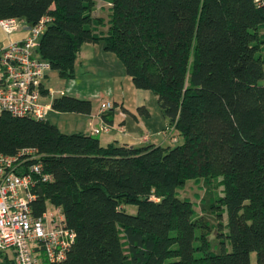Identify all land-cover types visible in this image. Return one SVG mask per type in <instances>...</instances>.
<instances>
[{
    "label": "trees",
    "instance_id": "trees-1",
    "mask_svg": "<svg viewBox=\"0 0 264 264\" xmlns=\"http://www.w3.org/2000/svg\"><path fill=\"white\" fill-rule=\"evenodd\" d=\"M103 1L108 30L97 0H0V18L52 16L38 52L62 77L84 43L103 42L184 142L103 145L47 118L0 114V153L36 148L53 178L32 189L33 215L58 208L76 233L64 261L42 264H252L253 253L264 264V0ZM53 109L90 114L93 104L63 94ZM190 180L207 185L202 212L217 225L179 197ZM0 264H16L13 250L0 249Z\"/></svg>",
    "mask_w": 264,
    "mask_h": 264
},
{
    "label": "built area",
    "instance_id": "built-area-1",
    "mask_svg": "<svg viewBox=\"0 0 264 264\" xmlns=\"http://www.w3.org/2000/svg\"><path fill=\"white\" fill-rule=\"evenodd\" d=\"M52 20L46 14L29 25L15 17L0 18V27L7 34L24 25L29 30L25 38L0 48V114L46 119L53 110L54 100L65 94L47 86L52 63L38 52L40 39ZM114 107L111 101H102L98 114L102 116ZM120 114L126 116L124 110ZM112 128V123L104 121L92 129V134ZM176 130L174 124H168L164 133L177 140ZM149 138V132L142 136L143 141ZM43 171L44 164L36 148H23L14 155L0 153V249L13 250L16 264H42L44 260L60 263L76 239L60 209H47L40 217L33 215L32 205L37 197L32 189L40 181L53 179Z\"/></svg>",
    "mask_w": 264,
    "mask_h": 264
},
{
    "label": "rangeland",
    "instance_id": "rangeland-1",
    "mask_svg": "<svg viewBox=\"0 0 264 264\" xmlns=\"http://www.w3.org/2000/svg\"><path fill=\"white\" fill-rule=\"evenodd\" d=\"M111 14H112V7L106 1L97 0V6L94 15L96 17H102L103 21L99 25L101 26L100 27L101 29L108 30L110 26ZM262 31L264 32V29ZM20 37H21V33L7 34L0 27V48L6 46L11 41H16V39ZM93 47L94 49H98V50H100L102 47L104 49V44L103 42H99L96 46ZM86 51L82 54V59L76 62L77 64L75 65L74 76L70 78L62 77L60 76L57 70L53 69L49 72V77L46 80L47 86L53 87L55 90H63L65 91V94H69V95L70 94L73 95L74 94L73 92L76 93L78 91L82 93L85 92L86 96L90 98V100L92 101V104L93 103L95 104L96 100L100 102H102V100L111 101L115 105L114 107L115 112L120 113L122 111L119 103L120 101L121 103L125 101L126 103L125 106L131 109V107L134 106L133 90L136 87L132 82V78L126 72V68L121 58H119L116 54H113L115 59H117V62L113 63L110 61V59L103 56L100 52L94 50L92 51L93 59L84 60L83 57ZM262 55L264 56V52ZM121 65H123V69ZM113 80L117 81L115 83L116 84L115 88L117 93L116 95L117 103H115L113 99L109 96V90L111 89L109 83H111ZM260 84H264V79L260 80ZM154 97L155 100L152 101L153 104H151V106H155V108L159 109L160 111L157 98L156 96ZM80 115L81 114H78V112H62L53 109L47 116V119L51 123L56 124L62 132L74 133L83 130L82 127L83 121L81 120ZM165 128H167V125L163 128L162 133H164ZM101 135L106 136L107 132H103ZM166 135L167 137H169L168 139L170 140L171 143L170 144L169 142H166V145L174 146L184 142V137L180 135L178 130L175 131L177 140H173V138L168 134ZM96 137H99V135H97ZM207 190L208 187L205 184V182H203L202 180L201 181L190 180L182 189L178 191V195L180 198L190 199L193 203H195L196 211L200 215H205V219L207 221H209L211 224L217 225L218 224L217 218H215L209 212H202L203 207L200 201L201 198H205L207 196L206 195ZM213 191L215 192L216 189H214ZM217 192H219V195H221L222 188H218ZM125 209L129 214H136L138 210L137 206L135 205H127L125 206ZM222 219L223 220H221V222L225 224L226 216H224V218ZM212 242L214 243V241ZM196 255L198 256L199 254ZM251 259H252V264H256V253H253L251 255Z\"/></svg>",
    "mask_w": 264,
    "mask_h": 264
},
{
    "label": "crops",
    "instance_id": "crops-1",
    "mask_svg": "<svg viewBox=\"0 0 264 264\" xmlns=\"http://www.w3.org/2000/svg\"><path fill=\"white\" fill-rule=\"evenodd\" d=\"M28 31H29L28 25H24L19 30L13 33H21V37L16 39V40H20L27 36ZM98 43H90V42L84 43L79 52L76 62L82 59V54L86 50L87 51L83 59L92 60L93 59L92 51L96 50L106 58L110 59L111 62L116 63L117 59H115L113 55L116 53L112 51H107L103 49V47L100 50L94 49L93 46H96ZM121 66L123 69V65ZM116 82H117L116 80H113L111 83H109L111 86V89L109 90V96L113 99L115 103H117V96H116L117 93L115 88ZM133 91H134V96H133L134 106H132L131 109L125 106L126 105L125 101H123L122 103L121 101L119 102L121 109L126 112L125 117L122 116L119 112H115L114 109H111L105 113L106 118L102 117L101 115L98 114L101 102L97 100L95 101V104L93 103V109L90 114L78 113L81 114L80 118L83 121L82 122L83 130H80V132L92 134V129L94 127H99L105 121L112 123L113 128L111 131L107 132L106 136L101 135L103 132L106 131H102L99 134H97L99 135L98 138L100 139V142L103 145H107L113 141H116L119 143H126L129 145H136V146L145 145L148 143L168 146L166 145V142L170 143V140L168 139L169 137H167L166 134L162 133L163 128L166 125H168V119L164 117V115L161 113V110L159 111V109L155 108V106H151V104H153L152 101L155 100V97L153 96L152 92L140 88H135ZM73 93H74L73 96L80 98H88L85 92L82 93L78 91L76 93L75 92ZM142 106L146 107L148 113L144 111L143 113L140 112L138 108ZM120 126L124 127L123 130L120 129ZM147 132L150 133V138L148 141H143L142 136Z\"/></svg>",
    "mask_w": 264,
    "mask_h": 264
}]
</instances>
